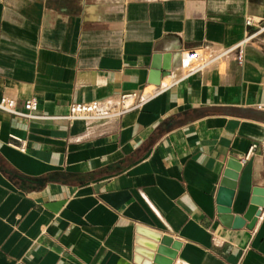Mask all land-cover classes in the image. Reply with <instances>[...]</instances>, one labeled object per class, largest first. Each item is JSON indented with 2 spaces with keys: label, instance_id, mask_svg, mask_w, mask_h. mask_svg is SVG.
<instances>
[{
  "label": "crops",
  "instance_id": "1",
  "mask_svg": "<svg viewBox=\"0 0 264 264\" xmlns=\"http://www.w3.org/2000/svg\"><path fill=\"white\" fill-rule=\"evenodd\" d=\"M247 18L264 0H0V96L37 101L0 110V264H141L138 229L179 243L170 264H264V36L233 48ZM125 93L141 101L119 116L66 118Z\"/></svg>",
  "mask_w": 264,
  "mask_h": 264
},
{
  "label": "water",
  "instance_id": "2",
  "mask_svg": "<svg viewBox=\"0 0 264 264\" xmlns=\"http://www.w3.org/2000/svg\"><path fill=\"white\" fill-rule=\"evenodd\" d=\"M159 57L155 56L152 63L151 70V80L150 82L157 84L161 73H167L169 70V63L159 64ZM240 162L235 158L229 159L227 163V168L223 173V178L220 182V187L217 192L216 202L218 204L217 210L223 215V219L228 221L230 216L229 207L231 204V199L234 190V180L236 178V172L238 171ZM261 198L254 196L251 200V204L247 208L245 214L241 218H235L233 220V226L242 225L245 219H251L253 215H258L259 211L257 209L258 204H260ZM137 237L135 238V261L141 264H170L171 260L175 256V250L179 247L177 241L171 240L167 236H159L158 234H152L143 229H138L136 231ZM141 237L149 238L150 242L143 240ZM141 257L145 259L142 260ZM165 257V258H163Z\"/></svg>",
  "mask_w": 264,
  "mask_h": 264
},
{
  "label": "built area",
  "instance_id": "3",
  "mask_svg": "<svg viewBox=\"0 0 264 264\" xmlns=\"http://www.w3.org/2000/svg\"><path fill=\"white\" fill-rule=\"evenodd\" d=\"M245 25L247 27L246 32L243 37L233 46L237 52V60L241 62L243 60L244 46L252 41L258 36H264V19L259 22H253V20L247 18L245 20ZM200 53L197 48H192L188 50L181 57V66L186 70V74L196 70V63L200 59ZM135 96L134 93H125L121 94L118 97V101L113 109L105 111L103 114H100L101 104L98 100H90L84 102H72L68 106V113L66 118L69 120H85L100 115H112L119 116L128 109L135 107L140 104V101L137 104H132L131 99ZM129 100V101H128ZM23 111H18L15 109V99L9 96L2 95L0 96V110L11 113L22 115L25 117H30L32 111L37 107V101L35 98H29L24 102Z\"/></svg>",
  "mask_w": 264,
  "mask_h": 264
}]
</instances>
